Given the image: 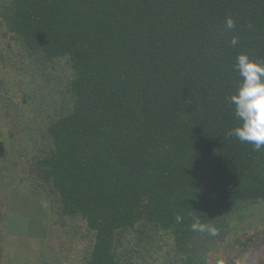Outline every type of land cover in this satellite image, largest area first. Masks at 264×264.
Returning <instances> with one entry per match:
<instances>
[{"label": "trees", "instance_id": "16d2710c", "mask_svg": "<svg viewBox=\"0 0 264 264\" xmlns=\"http://www.w3.org/2000/svg\"><path fill=\"white\" fill-rule=\"evenodd\" d=\"M0 30L28 83L1 101L37 211L8 262L2 214L0 264H224L226 241L262 244L264 148L227 133L264 0H0Z\"/></svg>", "mask_w": 264, "mask_h": 264}, {"label": "rangeland", "instance_id": "374dc122", "mask_svg": "<svg viewBox=\"0 0 264 264\" xmlns=\"http://www.w3.org/2000/svg\"><path fill=\"white\" fill-rule=\"evenodd\" d=\"M19 50L21 49L8 40L0 30V123L1 129L5 131V137L2 140L6 139L8 143L6 157H0V232L5 233L4 216L2 214L10 213V219H8L6 225L8 232L4 238L5 247L8 248L3 256L7 255L5 257L6 262H8L9 256L17 255V250H12L11 247L20 241L19 239H23V237L34 239L29 231L32 228L31 220L37 212L34 211L36 209L35 200L26 193L31 190L30 181L24 175L25 170L21 159L10 151V145L12 147L13 143L9 136L10 125L5 119V113L8 111L1 101L8 98L6 90L16 93L19 91L18 77L23 78L22 72L16 67L17 64L21 63ZM23 85L28 86L26 79H24ZM8 104L11 108L14 107L13 103L8 102ZM34 226L35 228L39 227V222H35ZM261 226L264 227V224H261ZM256 227L254 226V228ZM235 234L240 237L242 232L238 231ZM262 237V244H252L243 248L238 245V240L226 241L221 246L222 248L220 247L217 251L213 262L216 263L222 258L224 264H227V262L230 264H264V236ZM236 252L239 254L238 257H235Z\"/></svg>", "mask_w": 264, "mask_h": 264}, {"label": "clouds", "instance_id": "9594fccd", "mask_svg": "<svg viewBox=\"0 0 264 264\" xmlns=\"http://www.w3.org/2000/svg\"><path fill=\"white\" fill-rule=\"evenodd\" d=\"M236 27L235 20L229 15L225 20V28L232 30ZM230 45L235 47L239 37L233 36ZM234 69L239 77V85L228 97L233 107V115L238 122L227 133L240 142L253 146L255 151L264 148V61L254 60L247 53H240L235 60ZM178 223L183 217L177 216ZM190 230L194 233L207 231L215 236L216 229L202 222L195 214L191 215Z\"/></svg>", "mask_w": 264, "mask_h": 264}]
</instances>
